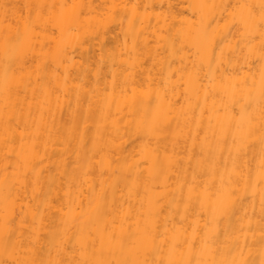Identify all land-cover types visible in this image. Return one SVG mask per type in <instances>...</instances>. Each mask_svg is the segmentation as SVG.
<instances>
[{
  "label": "bare ground",
  "instance_id": "1",
  "mask_svg": "<svg viewBox=\"0 0 264 264\" xmlns=\"http://www.w3.org/2000/svg\"><path fill=\"white\" fill-rule=\"evenodd\" d=\"M0 264H264V0H0Z\"/></svg>",
  "mask_w": 264,
  "mask_h": 264
}]
</instances>
